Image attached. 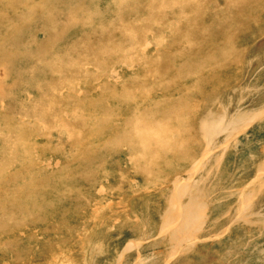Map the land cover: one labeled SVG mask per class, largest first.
<instances>
[{"label": "rangeland", "instance_id": "374dc122", "mask_svg": "<svg viewBox=\"0 0 264 264\" xmlns=\"http://www.w3.org/2000/svg\"><path fill=\"white\" fill-rule=\"evenodd\" d=\"M48 1L0 0V264H264V0Z\"/></svg>", "mask_w": 264, "mask_h": 264}, {"label": "bare ground", "instance_id": "6f19581e", "mask_svg": "<svg viewBox=\"0 0 264 264\" xmlns=\"http://www.w3.org/2000/svg\"><path fill=\"white\" fill-rule=\"evenodd\" d=\"M14 1H15V0H14ZM20 1H21V0H20ZM23 1H25V0H23ZM47 1H48V0H47ZM52 1H54V0H52ZM55 1H56V0H55ZM74 1H76V0H74ZM170 1H171V0H170ZM170 1H167V2H170ZM181 1L183 2V0H181ZM12 2H13V1H12ZM31 2H32V1H31ZM48 2H49V1H48ZM50 2H51V1H50ZM58 2H60V1L58 0ZM62 2H63V0H62ZM154 2H155V1H154ZM176 2H177V1H176ZM196 2H197V1H196ZM198 2H199V1H198ZM10 3H11V2H10ZM16 3H19V2H18V1L15 2V5H16ZM21 3H22V2H21ZM45 3H46V2H45ZM82 3H83V2H82ZM163 3H164V2H163ZM170 3H171V2H170ZM177 3H178V2H177ZM179 3H180V1H179ZM179 3H178V4H179ZM183 3H184V2H183ZM11 4H13V3H11ZM24 4H25V3H24ZM52 4H53V2H52L51 4H50V3L47 4V6H48V5H51V6H52ZM56 4H57V2H56ZM66 4H67V3H66ZM68 4H69V3H68ZM77 4H78V3H77ZM145 4H146V2H145ZM153 4H154V3H153ZM175 4H176V3H175ZM199 4H200V2H199ZM199 4H198V5H199ZM201 4H202V3H201ZM208 4H209V3H208ZM37 5H38V3H37ZM54 5H55V3H54ZM163 5H164V4H163ZM170 5H171V4H170ZM203 5H204V4H203ZM39 6H40V5H39ZM45 6H46V5H45ZM45 6H44V7H45ZM51 6H50V8H51ZM64 6H65V5H64ZM66 6H68V5H66ZM80 6H81V5H80ZM127 6H128V5H127ZM127 6H126V7H127ZM139 6H140V5H139ZM158 6H159V5H158ZM167 6H168V5H167ZM55 7H56V6H55ZM55 7H54V8H55ZM70 7H72V6H70ZM73 7H74V6H73ZM78 7H79V6H78ZM83 7H84V6H83ZM126 7H125V8H126ZM145 7H146V6H145ZM160 7H161V6H160ZM181 7H183V5H182ZM181 7H179V8H181ZM200 7H201V6H200ZM50 8H49V9H50ZM56 8H57V7H56ZM67 8H68V7H67ZM74 8H75V7H74ZM76 8H77V6H76ZM76 8H75V9H76ZM131 8H132V7H131ZM151 8H152V7H151ZM204 8H205V7H204ZM28 9H29V8H28ZM33 9H35V7H34ZM72 9H73V8H72ZM122 9H123V8H122ZM139 9H140V8H139ZM143 9H144V8H143ZM149 9H150V8H149ZM163 9H164V8H163ZM181 9H182V8H181ZM196 9H197V8H196ZM206 9H207V7H206ZM42 10H43V9H42ZM44 10H46V9H44ZM55 10H56V9H55ZM59 10H60V8H59ZM59 10H57V11H59ZM69 10H70V8H69ZM140 10H141V9H140ZM157 10H158V9H155V11H157ZM71 11H72V10H71ZM119 11H120V10H119ZM148 11H151V10H148ZM197 11H198V10H197ZM200 11H201V10H200ZM255 11H256V10H255ZM23 12H24V11H23ZM42 12H43V11H42ZM51 12H52V11L50 10V13H51ZM117 12H118V11H117ZM159 12H160V11H159ZM19 13H20V12H19ZM28 13L31 14V12H29V11H28ZM66 13H67V12H66ZM66 13H65V11H64V14H66ZM68 13H69V11H68ZM68 13H67V14H68ZM156 13H158V12H156ZM199 13H200V12H199ZM213 13H214V12H213ZM0 14H1V17H3V16H2V13H0ZM20 14H21V13H20ZM33 14H34V13H33ZM33 14H32V16H33ZM40 14H41V13H40ZM52 14H53V13H52ZM67 14H66L65 16H67ZM70 14H71V12H70ZM163 14H164V13H163ZM211 14H212V13H211ZM12 15L16 16L15 14H12ZM12 15H11V16H12ZM38 15H39V14H38ZM43 15H44V14H43ZM45 15H46V14H45ZM58 15H59V14H58ZM61 15H62V14H61ZM148 15H150V13H149ZM151 15H152V14H151ZM151 15H150V16H151ZM154 15H155V14H154ZM159 15H160V14H159ZM17 16H19V14H18ZM20 16H21V15H20ZM48 16H49V14H48ZM54 16H55V15H54ZM120 16H121V15H120ZM144 16H145V15H144ZM199 16H200V15H199ZM33 17H34V16H33ZM80 17H81V16H80ZM89 17H90V16H89ZM122 17H123V16H121V18H122ZM151 17H152V16H151ZM151 17H150V18H151ZM159 17H160V16H159ZM48 18H49V17H48ZM62 18H63V17H62ZM66 18H67V17H66ZM143 18H145V17H143ZM156 18H157V17H156ZM13 19H14V17H13ZM29 19H30V18H29ZM37 19H38V18H37ZM49 19H50V18H49ZM55 19H56V18H55ZM89 19H90V18H89ZM166 19H167V18H166ZM4 20H5V19H4ZM26 20H27V18H26ZM46 20H47V19H46ZM46 20H45V21H46ZM50 20H52V19H50ZM69 20H70V19H69ZM69 20H68V21H69ZM124 20H125V19H124ZM154 20H155V19H153V22H155ZM157 20H158V18H157ZM170 20H171V19H170ZM177 20H179V19L177 18ZM260 20H261V19H260ZM0 21H2V20L0 19ZM23 21H24V20H22V23H23ZM60 21H61V20H60ZM66 21H67V20H66ZM68 21H67V24H68ZM92 21H93V20H92ZM115 21H116V20H115ZM122 21H123V20H122ZM187 21H188V20H187ZM214 21H215V20H214ZM4 22H5V21H4ZM10 22H11V20H10ZM25 22H28V23H29V21H25ZM25 22H24V23H25ZM32 22H33V21H32ZM32 22H30V23H32ZM46 22H48V21H46ZM64 22H65V21H64ZM69 22H70V21H69ZM79 22H80V21H79ZM81 22H82V21H81ZM87 22H89V20H88ZM125 22H126V21H125ZM132 22H133V21H132ZM144 22H145V21H144ZM144 22H143V23H144ZM174 22H175V20H174ZM215 22H216V21H215ZM215 22H214V23H215ZM14 23H15V22H13V24H14ZM44 23H45V22H44ZM52 23H53V22H52ZM60 23H61V22H60ZM77 23H78V21H77ZM82 23H83V22H82ZM160 23H161V22H160ZM165 23H166V22H165ZM204 23H205V22H204ZM13 24H10L9 27H11V25H13ZM39 24H40V23H39ZM62 24H63V23H62ZM71 24H72V23H71ZM73 24H74V23H73ZM103 24H104V23H103ZM141 24H142V23H141ZM146 24H147V23H146ZM150 24H151V22H150ZM153 24H154V23H153ZM162 24H163V23H162ZM2 25H3V24H2ZM18 25H19V24H18ZM18 25H17V26H18ZM35 25H36V24H35ZM55 25H56V24H55ZM60 25H61V24H60ZM68 25H69V24H68ZM80 25H81V24H80ZM82 25L84 26V24H82ZM119 25H121V24H119ZM131 25H132V24H131ZM147 25H148V24H147ZM163 25H165V24H163ZM163 25H162V26H163ZM17 26H16V27H17ZM56 26H57V25H56ZM56 26H54V27L56 28ZM71 26H73V25H71ZM129 26H130V25H129ZM134 26H135V25H134ZM160 26H161V25H160ZM258 26H259V25H258ZM9 27H8V28H9ZM27 27H28V26H27ZM29 27H30V26H29ZM49 27H50V26H49ZM57 27H58V26H57ZM62 27H63V26H62ZM105 27H106V26H105ZM105 27H103L104 30H105ZM120 27H121V26H120ZM153 27H154V26H153ZM153 27H152V28H153ZM157 27H158V26H157ZM193 27H194V26H193ZM14 28H15V26H14ZM41 28H42V27H41ZM152 28H151V29H152ZM4 29H6V28L4 27ZM34 29H35V28H34ZM114 29H115V28H114ZM122 29H123V28H122ZM122 29H121V30H122ZM138 29H140V28H138ZM212 29H213V28H212ZM6 30H7V29H6ZM11 30H12V27H11ZM19 30H21V29H19ZM39 30H40V29H39ZM55 30H56V29H55ZM58 30H60V29L58 28ZM63 30H64V29H63ZM67 30H68V28H67ZM93 30H94V29H93ZM118 30H119V29H118ZM141 30H142V29H141ZM3 31H4V30H3ZM3 31H2V33H3ZM23 31H24V30H23ZM25 31H26V30H25ZM34 31H35V30H34ZM60 31H61V30H60ZM89 31H90V30H89ZM95 31H96V30H95ZM129 31H130V29H129ZM131 31H132V30H131ZM250 31H251V30H250ZM17 32H18V31H17ZM17 32H16V33H17ZM39 32H40V31H39ZM96 32H97V31H96ZM100 32H101V31L99 30L98 33H100ZM124 32H127V30L124 31ZM146 32H148V31H146ZM151 32H152V31H151ZM159 32L162 33V30L159 31ZM248 32H249V31H248ZM4 33H5V32H4ZM4 33H3V34H4ZM28 33H29V32H28ZM43 33H44V32H43ZM101 33H103V31H102ZM101 33H100V35H101ZM114 33H116V32L114 31ZM121 33H122V32H121ZM148 33H149V32H148ZM173 33H174V32H173ZM14 34H15V33H14ZM18 34H20V33H18ZM21 34H23V32H21ZM26 34H27V33H26ZM26 34H25V35H26ZM29 34H30V33H29ZM44 34H45V33H44ZM59 34H60V33H59ZM59 34H58V36H59ZM89 34H90V32H89ZM143 34H144V33H143ZM162 34H163V33H162ZM25 35H24V36H25ZM61 35H62V34H61ZM85 35H86V34H85ZM114 35H115V34H114ZM130 35H131V34H130ZM142 36H144V35H142ZM156 36H157V35H156ZM6 37H7V36H6ZM21 37L24 38L23 35L20 36V38H21ZM41 37H42V35H41ZM83 37H84V36H83ZM133 37H134V36H133ZM20 38H19V39H20ZM84 38H85V37H84ZM151 38H152V36H151ZM163 38H164V36H163ZM163 38H162V40H164ZM13 39L15 40V38H13ZM19 39H17V40H19ZM24 39H25V38H24ZM38 39H39V38H38ZM132 39H133V38H132ZM144 39H145V37H144ZM144 39H143V40H144ZM153 39H154V38H153ZM155 39H156V38H155ZM4 40H5V39H4ZM10 40H11V39H10ZM78 40H79V39H78ZM100 40H101V39H100ZM6 41H8V40H6ZM28 41H29V40H28ZM129 41H130V40H129ZM1 42H2V40H1ZM8 42H9V41H8ZM76 42H77V41H76ZM76 42H75V43H76ZM107 42H108V41H107ZM107 42L104 41V43H107ZM133 42H134V40H133ZM141 42H142V40H141ZM9 43H10V42H9ZM24 43H25V42H24ZM30 43H32V42H30ZM39 43H40V42H39ZM55 43H56V42H55ZM83 43H84V42H83ZM93 43L95 44V42H93ZM111 43H113V42H111ZM129 43H131V42H129ZM146 43H147V42H146ZM148 43H150V42H148ZM5 44H6V43H5ZM33 44H34V43H33ZM81 44H82V43H81ZM116 44H117V43H116ZM116 44H115V45H116ZM125 44H126V43H125ZM132 44H133V43H132ZM132 44H131V45H132ZM0 45H1V44H0ZM20 45L22 46V43H21ZM48 45H49V44H48ZM50 45H51V44H50ZM74 45H75V44H74ZM102 45H103V44H102ZM112 45H113V44H112ZM123 45H124V44H123ZM131 45H130V46H131ZM146 45H147V44H146ZM1 46H2V45H1ZM7 46H8V45H7ZM21 46H20V47H21ZM53 46H54V45H53ZM62 46H63V45H62ZM78 46H79V45H78ZM161 46H162V45H161ZM48 47H49V46H48ZM72 47H73V45H72ZM75 47H76V46H75ZM83 47H85V46H83ZM97 47H99V46H97ZM106 47H107V46H106ZM109 47H111V46H109ZM124 47H125V46H124ZM126 47H127V46H126ZM131 47H132V46H131ZM137 47H138V46H137ZM141 47H142V46H141ZM156 47H157V46H156ZM7 48L10 49V47H7ZM27 48H29V47H27ZM32 48H33V47H32ZM50 48H51V47H50ZM77 48H78V47H77ZM77 48H76V49H77ZM111 48H112V47H111ZM119 48H120V46H119ZM2 49H4V48H2ZM94 49H96V48H94ZM97 49L99 50V48H97ZM101 49H102V47L100 48V50H101ZM109 49H110V48H109ZM123 49H124V48H123ZM132 49H133V47H132ZM153 49H155V48H153ZM0 50H1V49H0ZM17 50H18V49H17ZM50 50H51V49H50ZM68 50H70V49H68ZM77 50H78V49H77ZM142 50H143V49H142ZM4 51H5V49H4ZM71 51H72V49H71ZM102 51H103V49H102ZM140 51H141V50H140ZM9 52H10V51H9ZM16 52H17V51H16ZM75 52H76V51H75ZM100 52H101V51H100ZM100 52H99V53H100ZM104 52H105V51H104ZM108 52H109V51H107L106 53H108ZM112 52H113V51H112ZM168 52H169V51H168ZM196 52H197V51H196ZM59 53H60V52H59ZM102 53H103V52H102ZM161 53H162V52H161ZM197 53H198V52H197ZM5 54H6V52H5ZM5 54H3L4 57H5ZM17 54H18V52H17ZM77 54H78V53H77ZM110 54H112V53H110ZM44 55H46V54H44ZM47 55H48V54H47ZM102 55H103V54H102ZM107 55H108V54H107ZM157 55H158V53H157ZM216 55H217V54H216ZM220 55H221V54H220ZM220 55H219L218 57H220ZM0 56H1V54H0ZM8 56H9V55H8ZM99 56H100V55H99ZM99 56H98V58H99ZM161 56H162V55H161ZM1 57H2V56H1ZM36 57H37V56H36ZM40 57H41V56H40ZM40 57H39V58H40ZM76 57H77V56H76ZM91 57H92V56H91ZM119 57H120V56H118V58H119ZM133 57H134V55H133ZM133 57H132V58H133ZM150 57H152V56H150ZM150 57H149V58H150ZM23 58H25V60H26V57H23ZM29 58H30V57H29ZM70 58H71V57H70ZM79 58H81V57H79ZM79 58H78V59H79ZM93 58H94V57H93ZM93 58H92V59H93ZM221 58H222V57H220V59H221ZM10 59H11V58H10ZM18 59H19V58H18ZM20 59H22V58H20ZM34 59H35V58H34ZM41 59H42V57H41ZM57 59H58V58H57ZM72 59H73V58H72ZM82 59H83V58H82ZM92 59H91V60H92ZM109 59H111V58H109ZM145 59H147V58H145ZM150 59H152V58H150ZM201 59H202V57H201ZM5 60H6V59H5ZM15 60H17V58H16ZM73 60H74V59H73ZM114 60L116 61V59H114ZM143 60H144V59H143ZM152 60H153V59H152ZM171 60H172V59H171ZM29 61H30V60H29ZM75 61H76V60H75ZM85 61H86V60H85ZM85 61H84V62H85ZM93 61H94V60H93ZM106 61H107V60H106ZM218 61H219V60H218ZM68 62H69V61H68ZM82 62H83V61H82ZM82 62H81V63H82ZM88 62H89V61H88ZM108 62H110V61H108ZM134 62L139 63V62H137V61H134ZM171 62H172V61H171ZM173 62H174V61H173ZM1 63H2V62H1ZM20 63H21V62H20ZM70 63H72V60H70ZM112 63H113V62H112ZM136 63H135V64H136ZM149 63H150V62H149ZM154 63H155V62H154ZM47 64H48V63H47ZM56 64H57V63H56ZM74 64H75V62H74ZM83 64H84V63H83ZM85 64H88V63L85 62ZM89 64H90V63H89ZM91 64L93 65V63H91ZM110 64H111V63H110ZM121 64H122V63H121ZM141 64H142V63H141ZM151 64H152V63H151ZM200 64H202V62H201ZM4 65H8V64H4ZM9 65H10V63H9ZM18 65H19V64H18ZM32 65H33V64H32ZM57 65H58V64H57ZM77 65H78V64H77ZM104 65H105V64H104ZM136 65H139V64H136ZM0 66H1V65H0ZM2 66H3V65H2ZM49 66H50V65H49ZM83 66H84V65H83ZM111 66H112V65H111ZM124 66H125V65H124ZM143 66H144V65H143ZM150 66H151V65H150ZM13 67H14V66H13ZM29 67H30V66H29ZM53 67H54V66H53ZM60 67H61V66H60ZM75 67H76V66H75ZM93 67H95V65H94ZM96 67H97V65H96ZM99 67H100V66H99ZM105 67H106V65H105ZM133 67H134V66H133ZM147 67H148V66H147ZM175 67H176V66H175ZM181 67H182V66H181ZM204 67H205V65H204ZM204 67H203V68H204ZM4 68H5V66H4ZM14 68H15V67H14ZM17 68H18V67H17ZM21 68H22V67H21ZM21 68H19V69H21ZM40 68H41V67H40ZM40 68H39V69H40ZM58 68H59V67H58ZM68 68H71V67L68 66L67 69H68ZM113 68H114V67H113ZM128 68H129V67H128ZM23 69H24V68H23ZM42 69H43V68H42ZM52 69H53V68H52ZM52 69H51V71H52ZM71 69H73V68H71ZM78 69H79V68H78ZM84 69H85V68H84ZM101 69H102V68H101ZM107 69H108V68H107ZM144 69H145V68H144ZM168 69H169V68H168ZM8 70H9V69H8ZM98 70H99V69H98ZM188 70H189V69H188ZM9 71H10V70H9ZM36 71H38V70H36ZM71 71H72V70H71ZM81 71H82V70H81ZM86 71H87V70H86ZM103 71H105V70H103ZM138 71H139V70H138ZM145 71H146V70H145ZM15 72H17V70H16ZM15 72L13 71L14 74H15ZM52 72H53V71H52ZM182 72H183V71H182ZM186 72H187V70H186ZM192 72H193V71H192ZM76 73H77V72H76ZM187 73H188V72H187ZM190 73H191V71H190ZM197 73H198V72H197ZM50 74H51V73H50ZM52 74H53V73H52ZM90 74H91V73H90ZM112 74H114V73H112ZM117 74H118V73H117ZM141 74H142V73H141ZM144 74H145V73H144ZM183 74H184V73H183ZM30 75H31V74H30ZM36 75H37V74H36ZM77 75H78V73H77ZM86 75H88V74H85V76H86ZM95 75H96V74H95ZM102 75H103V74H102ZM104 75H106V74H104ZM181 75H182V74H181ZM202 75H203V74H202ZM202 75H201V76H202ZM216 75H217V73H216ZM12 76H13V74H12ZM69 76H70V75H69ZM81 76H82V75H81ZM96 76H97V75H96ZM96 76H95V77H96ZM141 76L143 77V75H141ZM87 77H89V76H87ZM90 77H91V76H90ZM92 77H94V76H92ZM105 77H106V76H105ZM117 77H118V75H117ZM138 77H139V76H138ZM138 77H137V78H138ZM152 77H153V76H152ZM186 77H187V76H186ZM49 78H51V76H50ZM58 78H59V77H58ZM108 78H109V77H108ZM182 78H183V77H182ZM202 78H203V77H202ZM62 79H63V78H62ZM64 79H65V78H64ZM82 79H83V78H82ZM92 79H93V78H92ZM92 79H91V81H92ZM141 79H142V78H141ZM49 80H50V79H49ZM49 80H47V81H49ZM59 80H60V79H59ZM87 80H88V79H87ZM109 80H110V79H109ZM102 82H103V81H102ZM141 82H142V81H141ZM141 82L138 81V83H141ZM25 83H26V82H25ZM60 83H61V82H60ZM60 83H59V85H60ZM65 83H66V82H64V84H65ZM67 83H69V82H67ZM104 83H105V82H104ZM138 83H137V84H138ZM143 83H144V82H143ZM128 84H129V83H128ZM135 84H136V82H135ZM137 84H136V85H137ZM48 85H49V84H48ZM52 85H53V83H52ZM102 85H103V84H102ZM111 85H112V84H111ZM126 85H127V84H126ZM130 85H131V84H130ZM130 85H129V86H130ZM133 85H134V84H133ZM138 85H139V84H138ZM50 86H51V85H50ZM70 86H71V85H70ZM88 86H89V85H88ZM103 86H104V85H103ZM118 86H119V85H118ZM141 86H142V84H141ZM145 86H146V85H145ZM161 86H162V85H161ZM15 87H16V86H15ZM53 87H54V86H53ZM76 87H77V86H76ZM86 87H87V85H86ZM125 87H126V86H125ZM137 87H138V86H137ZM162 87H163V86H162ZM19 88H20V87H19ZM60 88H61V87H60ZM60 88H58V89H60ZM131 88H132V87H131ZM180 88H181V87H180ZM180 88H178V89H180ZM9 89H10V88H9ZM35 89H36V88H35ZM51 89H52V88H51ZM70 89H71V88H70ZM91 89H94V88H90V90H91ZM101 89H102V88H100V90H101ZM104 89H105V88H104ZM106 89H109V88H106ZM165 89H167V88H165ZM46 90H47V89H46ZM49 90H50V89H49ZM53 90H54V88H53ZM75 90H76V89H75ZM86 90H87V89H86ZM109 90H110V89H109ZM168 90H169V88H168ZM36 91H37V90H36ZM50 91H52V90H50ZM61 91H62V89H61ZM72 91H73V89H72ZM82 91H83V89H82ZM82 91H81V92H82ZM104 91H106V90H104ZM53 92H54V91H53ZM79 92H80V91H79ZM86 93H87V92H86ZM102 93H103V92H102ZM10 94H11V93H10ZM55 94H56V92H55ZM55 94H54V95H55ZM68 94H69V93H68ZM75 94H76V93H75ZM131 94H132V93H131ZM7 95H8V94H7ZM7 95H6V97H7ZM39 95H41V94H39ZM70 95H71V94H70ZM124 95H125V94H124ZM0 96H1V95H0ZM2 96H3V95H2ZM8 96H9V95H8ZM65 96H66V95H65ZM73 96H74V94H73ZM55 97H56V96H55ZM70 97H71V96H70ZM70 97H69V99H70ZM74 97H75V96H74ZM1 98H2V97H1ZM19 98H20V97H19ZM34 98H35V97H34ZM82 98H83V97H82ZM146 98H147V97H146ZM35 99H36V98H35ZM60 99H61V98H60ZM62 99H64V98H62ZM69 99H68V100H69ZM108 99H109V98H108ZM11 100H12V99H11ZM72 100H73V99H71V101H72ZM80 100H81V99H80ZM82 100L85 101V99H82ZM63 101H64V100H63ZM69 101H70V100H69ZM164 101H165V100H164ZM12 102H13V101H12ZM29 102H30V101H29ZM29 102H28V103H29ZM32 102H33V101H32ZM160 102H161V101H160ZM2 103H3V102H2ZM64 103H65V102H64ZM77 103H78V102H77ZM82 103H83V102H82ZM71 104H73V102H72ZM154 104H156V103H154ZM169 104H170V103H169ZM175 104H176V103H175ZM13 105H14V103H13ZM45 105H46V104H45ZM58 105H59V104H58ZM66 105H67V104H66ZM4 106H5V105H4ZM7 106H8V104H7ZM21 106H22V105H21ZM42 106H43V107H42ZM42 106H41V107L44 109V105H42ZM56 106H57V104H56ZM8 107H9V106H8ZM26 107H27V106H26ZM28 107H29V106H28ZM37 107H38V106H37ZM53 107H54V106H53ZM67 107H68V106H67ZM67 107H66V108H67ZM77 107H78V106H77ZM174 107H175V106H174ZM20 108H21V107H20ZM29 108H30V107H29ZM29 108H28V109H29ZM59 108H60V107H59ZM74 108H75V107H74ZM106 108H108V107H106ZM15 109H16V106H15ZM17 109H18V108H17ZM34 109H35V108H34ZM38 109H39V108H38ZM40 109H41V108H40ZM43 109H42V110H43ZM50 109H51V108H50ZM61 109H62V108H61ZM163 109H164V108H163ZM187 109H188V108H187ZM36 110H37V109H36ZM45 110H46V109H45ZM56 110H57V109H56ZM62 110H63V109H62ZM132 110H133V109H132ZM182 110H183V108H182ZM6 111H7V110H6ZM18 111H19V109H18ZM18 111H15L14 113H16V112H18ZM31 111H32V110H30V112H31ZM60 111H61V110H60ZM145 111H146V110H145ZM145 111H144V112H145ZM20 112H21V111H20ZM52 112H55V111L52 110ZM146 112H148V111H146ZM12 113H13V112H12ZM18 113H19V112H18ZM25 113H27V112L25 111ZM67 113H69V112H67ZM71 113H72V112H71ZM105 113H106V112H105ZM162 113H164V111H163ZM7 114H8V113H7ZM31 114H33V113H31ZM50 114H51V113H50ZM53 114L55 115V114H57V113H53ZM69 114H70V113H69ZM69 114H68V116H69ZM102 114H103V113H102ZM47 115H48V114H47ZM58 115H59V114H58ZM60 115H61V113H60ZM82 115H83V114H82ZM105 115H106V114H105ZM170 115H171V114H170ZM170 115H168L167 117H169ZM174 115H175V113H174ZM178 115H180V114H178ZM21 116H22V115H21ZM26 116H27V115H26ZM28 116H29V115H28ZM44 116H45V115H44ZM44 116H43V118H44ZM80 116H81V115H80ZM88 116H89V115H88ZM88 116H87V117H88ZM92 116H93V115H92ZM175 116H176V115H175ZM32 117H33V116H32ZM34 117H35V115H34ZM77 117H78V116H76L75 118H77ZM83 117H84V116H83ZM163 117H164V116H163ZM172 117H173V116H172ZM29 118H30V116H29ZM29 118H28V119H29ZM55 118H56V117H55ZM169 118H170V117H169ZM253 118H254V117H253ZM50 119H51V118H50ZM78 119H79V118H78ZM84 119L86 120L87 118H84ZM101 119H102V118H100V120H98V121H101ZM144 119H145V118H144ZM147 119H148V118H147ZM167 119H168V118H167ZM230 119H231V118H230ZM14 120H15V119H14ZM67 120H68V119H67ZM85 120H84V121H85ZM104 120H105V119H104ZM248 120H249V119H248ZM248 120H247V121H248ZM16 121H17V120H16ZM38 121H39V120H38ZM54 121H55V120H54ZM250 121H251V120H250ZM252 121H253V120H252ZM252 121H251V122H252ZM25 122H26V121H25ZM140 122H141V121H140ZM170 122H171V121H170ZM231 122H232V121H231ZM248 122H249V121H248ZM7 123H8V122H7ZM13 123H14V122H13ZM26 123H27V122H26ZM82 123H83V122H82ZM101 123H102V122H101ZM159 123H160V122H159ZM159 123H158V124H159ZM21 124H22V123H21ZM43 124H44V123H43ZM50 124H51V123H49V125H50ZM63 124H65V123L63 122ZM202 124H203V123H202ZM247 124H248V123H247ZM34 125H35V124H34ZM82 125H83V124H82ZM82 125H81V126H82ZM206 125H207V124H206ZM20 126H21V125H20ZM22 126H23V125H22ZM44 126H45V125H44ZM222 126H223V125H222ZM33 127H34V126H33ZM33 127H32V128H33ZM68 127H69V126H68ZM77 127H78V126H77ZM102 127H103V126H102ZM0 128H1V127H0ZM58 128H59V127H58ZM58 128H57V130H59ZM69 128H70V127H69ZM79 128H80V127H79ZM81 128H83V127H81ZM84 128H85V127H84ZM146 128H147V127H146ZM201 128H202V127H201ZM203 128H204V127H203ZM203 128H202V129H203ZM206 128H207V127H206ZM241 128H243V127H241ZM19 129H20V127H19ZM36 129H37V128H36ZM36 129H35V130H36ZM60 129H61V128H60ZM100 129H101V128H100ZM16 130H17V128H16ZM28 130H29V129H28ZM83 130H84V129H83ZM86 130H87V129H86ZM5 131H7V130H5ZM10 131H11V130H9V131H7V132H10ZM20 131H21V130H20ZM193 131H194V130H193ZM243 131H244V130H243ZM243 131H242V132H243ZM21 132H23V131H21ZM29 132H30V130H29ZM31 132H32V129H31ZM31 132H30V133H31ZM0 133H1V132H0ZM38 133H40V132L38 131ZM78 133H80V132H78ZM81 133H85V132H81ZM90 134H91V133H90ZM130 134H131V133H130ZM153 134H155V133H153ZM238 134H240V133L238 132ZM12 135H14V134H12ZM15 135H16V134H15ZM37 135H38V134H37ZM42 135H43V133H42ZM57 135H58V134H57ZM82 135H83V134H82ZM119 135H120V134H119ZM40 136H41V135H40ZM88 136H89V135H88ZM116 136H117V135H116ZM116 136H115V137H116ZM121 136H123V135H121ZM167 136H168V135H167ZM193 136L195 137V135H193ZM233 136H236V135L233 134ZM18 137H19V136H17L16 138H18ZM69 137H70V136H69ZM82 137H85V136H82ZM89 137H90V136H89ZM113 137H114V136H113ZM124 137H125V136H124ZM150 137H152V136H150ZM4 138H6V137H3V140H4ZM13 138H14V137H13ZM55 138H56V137H55ZM58 138H59V137H58ZM61 138H62V137H61ZM125 138H126V137H125ZM189 138H191V137H189ZM67 139H68V138H67ZM118 139H119V138H118ZM121 139H122V138H121ZM126 139H127V138H126ZM131 139H132V142H133V136H131ZM148 139H149V138H148ZM193 139H194V138H193ZM193 139H192V140H193ZM18 140H19V138H18ZM18 140L16 139V141H18ZM57 140H58V139H57ZM59 140H62V139H59ZM59 140H58V141H59ZM76 140H77V139H76ZM84 140H87V139H84ZM109 140H110V139H109ZM165 140H166V138H165ZM165 140H164V141H165ZM0 141H1V140H0ZM9 141H10V140H9ZM12 141L14 142V140H12ZM58 141H57V142H58ZM62 141H63V140H62ZM73 141H74V140H73ZM114 141H115V140H114ZM114 141H113V145L111 146L112 148H114L113 146H116V147H117V145H114ZM116 141H117V143H118V140H116ZM119 141H120V140H119ZM124 141H125V140H124ZM134 141H135V140H134ZM196 141H197V140H196ZM10 142H11V141H10ZM68 142H69V141H68ZM68 142H67V144L70 145ZM74 142H75V141H74ZM77 142H79V141L77 140ZM84 142H85V141H84ZM90 142H91V141H90ZM110 142H111V141H110ZM110 142H109V143H110ZM122 142H123V141H122ZM125 142H126V141H125ZM130 142H131V140H130ZM200 142H201V141H200ZM14 143H15V142H14ZM61 143H62V142H60V144H61ZM65 143H66V142H65ZM80 143H83V142H80ZM117 143H116V144H117ZM126 143H127V142H126ZM58 144H59V143H58ZM60 144H59V145H60ZM67 144H65V145H67ZM105 144H106V143H105ZM118 144H119V143H118ZM124 144H125V143L123 142V145H124ZM171 144H172V143H171ZM106 145H107V144H106ZM121 145H122V144H120V145H118V146H121ZM209 145H210V144H209ZM84 146H85V145H84ZM103 146H104V145H103ZM186 146H187V145H186ZM9 147H10V146H9ZM78 147H79V146H78ZM101 147H102V146H101ZM101 147H100V148H101ZM111 147H110V148H111ZM155 147H156V146H155ZM176 147H177V146H176ZM179 147H180V146H179ZM15 148H16V147H15ZM76 148H77V147H76ZM79 148H81V147H79ZM84 148H87V145H86ZM84 148H83V149H84ZM102 148H103V147H102ZM102 148H101V149H102ZM105 148H107V147H105ZM110 148H108V149H110ZM153 148H154V147H152L151 149H153ZM186 148H187V147H186ZM70 149H71V148H70ZM97 149H98V148H97ZM103 149H104V148H103ZM151 149L148 148V151L151 150ZM175 149H176V148H175ZM184 149H185V148H184ZM13 150H14V148H13ZM79 150H80V149H79ZM79 150H77V151H79ZM106 150H107V149H106ZM204 150H205V148H204ZM70 151H71V150H70ZM81 151H82V149H81ZM81 151H80V152H81ZM84 151H85V150H83V152H84ZM93 151H94V150H93ZM109 151H111V149H110ZM120 151H121V148H120ZM153 151H154V150H153ZM173 151H174V150H173ZM175 151H176V150H175ZM206 151H207V150H206ZM71 152H72V151H71ZM91 152H92V150H91ZM91 152H90V153H91ZM105 152H106V151H105ZM165 152H167V151H165ZM201 152H202V151H201ZM204 152H205V151H204ZM16 153H17V152H16ZM69 153H70V152H69ZM134 153H136V151H135ZM138 153H139V152H138ZM70 154H71V153H70ZM81 154H82V152H81ZM95 154H96V153H95ZM129 154H131V153H129ZM158 154H159V153H158ZM166 154H167V153H166ZM166 154H165V155H166ZM11 155H12V153H11ZM16 155H17V154H16ZM71 155H72V154H71ZM74 155H75V154H74ZM76 155H77V152H76ZM99 155H100V154H99ZM88 156H89V155H88ZM88 156H87V158H89ZM94 156H95V155H94ZM100 156H101V155H100ZM110 156H111V155H110ZM201 156H203V155H201ZM13 157H14V156H13ZM98 157H99V156H98ZM205 157H206V156H205ZM14 158H15V157H14ZM75 158H76V157H74V159H75ZM202 158H203V157H202ZM11 159H12V156H11ZM70 159H71V157H70ZM74 159H72V161H73ZM94 159H96V157H95ZM94 159H93V160H94ZM100 159H101V158H100ZM165 159H166V158H165ZM14 160H15V159H14ZM63 160H64V159H63ZM66 160H67V159H66ZM84 160H86V159H84ZM89 160H90V159H89ZM93 160H91V161H93ZM98 160H99V159H98ZM104 160H105V159H104ZM163 160H164V159H163ZM171 160H172V159H171ZM202 160H203V159H202ZM86 161H87V160H86ZM86 161H85V162H86ZM91 161H90V162H91ZM94 161H95V160H94ZM197 161H198V160H197ZM200 161H201V160H200ZM10 162H11V160H10ZM13 162L15 163V161H13ZM70 162H71V161H70ZM161 162H162V161H161ZM0 163H1V162H0ZM82 163H83V161H82ZM86 163H87V162H86ZM94 163H95V162H94ZM109 163H110V162H109ZM112 163H114V162H112ZM9 164H10V163H9ZM9 164H8V166H9ZM46 164H48V163H46ZM197 164H198V163H197ZM0 165H1V164H0ZM78 165H79V164H78ZM78 165H77V166H78ZM84 165H85V164H84ZM84 165H83V166H84ZM94 165H95V164H94ZM101 165H102V164H101ZM107 165H108V164H107ZM159 165H160V164H159ZM46 166H47V165H46ZM85 166H86V165H85ZM90 166H91V164H90ZM95 166H96V165H95ZM108 166H109V165H108ZM110 166H111V165H110ZM198 166H199V165H198ZM101 167H102V166H101ZM101 167H98V168L101 169ZM74 168H75V167H74ZM84 168H86V167H84ZM84 168H83V169H84ZM90 169H91V168H90ZM153 169H154V168H153ZM192 169H193V168H192ZM196 169H197V168H196ZM1 170H3V169H1ZM68 171H69V170H68ZM120 172H121V171H120ZM174 172H175V171H174ZM189 172H191V171H188V175L190 174ZM194 172H195V171H194ZM10 173H11V172H10ZM66 173H67V171H66ZM76 174H77V173H76ZM81 174H82V173H81ZM192 174H193V173H192ZM77 175H78V174H77ZM107 176H108V175H107ZM191 176H192V175H190V177H191ZM190 177H189V178H190ZM51 178H52V177H51ZM185 178H186V177H185ZM70 179H71V178H70ZM116 180H117V179H116ZM58 181H59V180H58ZM95 181H96V180H95ZM86 183H87V182H86ZM96 183H97V182H96ZM107 183H108V182H107ZM189 183H190V182H189ZM245 183H246V182H245ZM100 184H101V183H100ZM20 188H21V187H20ZM103 189H104V188H103ZM103 189H102V190H103ZM188 189H189V188H188ZM98 191H99V190H98ZM64 193H65V192H64ZM117 193H118V192H117ZM25 195H26V194H25ZM25 195H24V196H25ZM0 197L3 198V196H0ZM4 200H5V199H4ZM119 201H120V200H119ZM193 203H194V202H193ZM0 204H1V202H0ZM57 205H58V204H57ZM7 206H8V205H7ZM10 206H11V205H10ZM12 206H13V205H12ZM16 206H17V205H16ZM20 206H21V205H20ZM33 206H34V205H33ZM7 208H8V207H7ZM7 208H6V209L4 208V209H5V210H8ZM10 208H11V207H10ZM103 208H104V206H103ZM203 208H204V206H203ZM99 209H100V208H99ZM195 209H196L197 212H199V214H202V210H201L202 208H201L200 206H198V204L195 206ZM2 210H3V209H2ZM13 210H14V209H13ZM22 210H23V209H22ZM24 210H26V209H24ZM203 210H204V209H203ZM9 211L12 212L11 209H10ZM9 211H8V212H9ZM14 211H15V210H14ZM2 212H3V211H2ZM6 212H7V211H6ZM18 212H21V211L18 210ZM24 212H25V211H24ZM3 213L5 214V212H3ZM25 213H27V212H25ZM4 214H3V215H4ZM8 214H9V213H8ZM6 216H7V215H6ZM15 217H16V216H15ZM112 218H113V217H112ZM32 219L35 220L34 218H32ZM179 219H180V218H179ZM0 220H1V219H0ZM2 220H3V219H2ZM4 220H5V219H4ZM16 220H17V219H16ZM20 220H21V219H20ZM42 220H43V219H42ZM179 221H180V220H179ZM15 222H16V221H14V224H15ZM21 222H22V220H21ZM23 222H26V221L24 220ZM4 223H5V222H4ZM6 224H8V223H6ZM7 226H8V225H7ZM7 226H6V227H7ZM118 226H119V225H118ZM9 232H10V231H9ZM12 237H14V236H12ZM196 238H197V237H196ZM203 238H204V237H203ZM140 241H142V240H140ZM191 241H192V240H191ZM56 242H57V241H56ZM186 242H187V241H186ZM189 242H190V241H189ZM2 243H3V242H2ZM139 243H141V242H139ZM139 243H138V244H139ZM184 243H185V242H184ZM98 244H99V243H98ZM179 244H180V243H179ZM139 245H140V244H139ZM137 246H138V245H137ZM93 247H95V246H93ZM100 247H101V246H100ZM120 256H121V255H120ZM120 256H119V257H120ZM27 257H28V256H27ZM119 257H118V258H119ZM39 259H40V258H39ZM40 262H41V261H40ZM81 262H82V261H81ZM6 263H7V262H6ZM164 263H165V262H164ZM3 264H4V263H3ZM45 264H46V263H45ZM173 264H174V263H173Z\"/></svg>", "mask_w": 264, "mask_h": 264}]
</instances>
